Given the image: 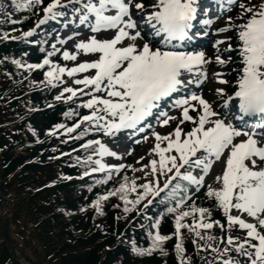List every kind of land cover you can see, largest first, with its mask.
Here are the masks:
<instances>
[{
    "label": "snow or ice",
    "instance_id": "6c2138e0",
    "mask_svg": "<svg viewBox=\"0 0 264 264\" xmlns=\"http://www.w3.org/2000/svg\"><path fill=\"white\" fill-rule=\"evenodd\" d=\"M218 3L223 8L222 0ZM236 3L238 0H229V7ZM41 4L43 0H23L16 7L31 9ZM3 7L0 3V8ZM240 7L243 13H250L243 23H229L216 30L217 33L236 31L237 60L232 61L231 56L224 60L219 51L231 37L215 41L214 57L221 66L229 62L238 64L236 79L232 83L223 78L226 74L214 73L218 82L232 91L218 87L217 99L212 101L202 91L194 90L207 79L206 66L212 58L203 50L187 47L195 37L208 34L193 32V22L199 16H207V9L202 8L199 0H148L147 5L145 0H50L43 7L44 15L36 27L24 31L22 37L32 38L37 28L48 21H59L65 33L54 35L51 50L38 49L42 62L13 61L29 71L47 68L42 81L45 87L59 89L65 85L55 94V101L75 102L81 96L88 97L80 101V107L88 109V114L79 115L69 109L64 113L65 118L77 115L79 118L71 126L55 124L49 130L51 135H59L61 129L67 134L80 129L76 137L69 135V139L78 140L96 132L117 143L152 131L156 141L151 150L153 158L141 169H133L143 171L151 179L138 185L135 177L130 181L124 175L117 188L98 194L92 203L101 211L102 201L119 196L125 213L135 210L138 215L146 216L148 206L155 204L174 214L173 235L177 237L175 250L180 264H184L185 252L181 229L188 228L199 239L215 241L216 237L204 236L200 231L211 230L214 225L227 231L222 250L207 245L218 253L217 259L235 251L246 258L244 264H264V3L259 6L240 3ZM200 23L210 26L214 19L205 18ZM224 51H233L231 42ZM57 54L63 61L74 64L54 61ZM81 55L89 58L80 61ZM81 73L84 75L79 76ZM65 77L71 78L76 87L67 85ZM174 112L178 115H173ZM150 119L160 126L175 123L171 131L161 134L154 130ZM141 138L148 137L141 135ZM80 147L88 154L83 159L77 156L76 163L83 167L85 177L104 174L106 179L98 183H105L114 173L131 167L106 162L105 157L122 160L123 155L103 139H87ZM218 161L224 164L222 172L215 176L218 186L208 185L206 196L222 209L227 227L211 219L210 209L197 207L195 202L187 203L192 199L193 189L199 192L205 187V177ZM131 193H135L134 198H130ZM233 209L239 214H233ZM189 216L191 224L186 223ZM162 218H149L153 221L148 231L150 245L140 247L133 240V253L145 255L157 250L165 253L163 244L171 237L159 231ZM237 225L246 230L244 239L231 235ZM220 240L224 242V237ZM223 264H241V261L229 257L223 259Z\"/></svg>",
    "mask_w": 264,
    "mask_h": 264
},
{
    "label": "trees",
    "instance_id": "16d2710c",
    "mask_svg": "<svg viewBox=\"0 0 264 264\" xmlns=\"http://www.w3.org/2000/svg\"><path fill=\"white\" fill-rule=\"evenodd\" d=\"M0 3H3L4 5L3 8H0V102L4 103L3 109L0 108V110L2 109L0 114V177H3L4 175L5 177L3 180L8 182L13 181L15 175L18 177H20L21 174H24L25 176L28 175V173H25L27 170L35 172L47 169L52 172L51 187L54 186V191H47L50 195L48 196L47 194V197H42V199L44 203L50 201L51 203L55 202L58 214L56 216L47 213L49 217H41L39 219L46 223L44 226L46 228L43 229L45 235H48V233L53 231V228H56L53 224H58L59 221L60 224H64L63 226L66 227L67 222L65 223L62 221L63 216L66 214H68V222L73 220L82 225L77 240L81 241V246H84L87 249V252L84 257L76 259L77 264H112L114 263V260L119 261L118 264H179L180 257L174 251L177 242V237L173 235L175 232L174 217L166 213L163 214V218L160 222L161 234L169 235L171 237L165 242L166 247H163L166 253L165 256V253H161L157 250L152 254L140 257L133 253L131 247L125 243L113 245L112 250L105 259L104 256H101L98 247L100 240L104 239V236L107 234H111V236L120 235L122 231L127 232V235L129 236L128 239L133 237V235H131L133 232L136 242L139 243V241H141L143 247H147L148 241L150 240L148 237L150 227L148 217L144 214H140L137 219L139 224L138 227H128L127 225H124L125 219H123V216L119 213V205L122 206L120 210H123V201L119 199V196H111L106 201L101 202V205H103L102 207L105 209V216L103 217L110 218H104L103 220L98 221L99 219L96 217L97 215L94 212L95 208L92 202L97 198L98 194L103 195L108 191L117 188V185H119L122 180H117L115 183L114 180L113 182L107 181L105 183H98V181L106 179L104 174L80 178L84 169L80 164L76 163V157L80 156L83 159L88 154L85 149L80 147V145L87 139L93 138V136H95L94 133L89 132L86 136L78 140L69 139V135L76 137L80 129L73 131L71 134H65L61 129L58 130L60 133L59 135H45L46 132L57 123L71 126L78 115L65 118L64 113L69 109H74L78 113V105L74 102L55 101L54 95L49 93L48 87H45L42 81L39 87L35 89V83L37 81L36 78H32L34 76L33 71L24 70L13 62L17 59L23 61L24 57L21 54L36 47L29 43L28 38H23L22 33L35 23L37 18L36 14L39 13L38 5L31 9H24L22 7H16V4H22L21 0H0ZM5 34H7V37H17V39L6 38ZM46 50L51 49L49 47V49ZM34 52L37 54L34 61L42 62V54L39 51L34 50ZM25 102H28V104L25 105ZM10 103H12L11 106H9ZM37 108L41 109H38L39 112H37L36 118L32 119V116L30 120L36 126H39L42 123L43 131L45 133L42 137H39V139L32 141L33 145L31 147L29 145L30 143H27V140H22L23 149L21 156L24 158L16 161V157H10V153H7V150L4 147H1V138L10 135L11 133H14L18 137L21 136V132H18L22 129L21 127L16 125L15 128L10 129L13 124H20L19 121L17 122L16 120L19 119L17 113L20 112L21 109H25V113L22 114L29 116V114L31 115V113L34 110L36 111ZM12 114H17L18 116L15 115V117L12 118ZM79 115H81V113ZM19 120L24 122L28 121L26 118ZM11 141L14 143L17 142L15 139H12ZM9 146H11V144H9ZM28 157H30L29 162L24 160ZM40 157L51 161L46 164L41 163L39 161ZM20 167L22 168L19 169ZM69 176L72 177V179H66V177ZM47 183L50 184V182ZM76 187L78 188L77 192ZM35 190L39 191L40 189L37 188ZM19 191L20 187L14 185L11 193L16 195L17 202L19 201V196L17 195V192ZM206 191L207 190L202 191L199 194L198 199H193L191 203L195 202L196 206L210 209L211 218L224 222L223 212L212 198L206 196ZM68 196H71V198H73V196L77 197L79 199L77 202L81 203V205L78 207L76 205L73 206V202L68 200ZM50 198L53 199L49 200ZM20 212H23V215L35 214L29 206L21 208V210L18 207L14 210L15 219L18 218ZM117 213L120 214V216L115 215ZM130 215H134V213H131ZM32 223L34 222L32 221ZM141 225H143V227H141ZM40 229L41 227L33 228L31 226L27 229V235H29V233H35L38 235L37 230ZM90 233L92 235L91 240L88 239ZM182 237L183 247L185 249L184 253L189 255L190 259L197 261V263L195 262L194 264H200L202 259H213L215 260V263H218V254L211 251L210 248L205 251L195 248V240L198 241L199 238H197L193 232L183 228ZM201 240L206 241L204 239ZM51 242H53V238L50 241H45V244L43 245L49 247ZM206 242L208 244H213V246L217 245L216 240ZM69 245L70 243L67 242V246ZM7 255V261L2 264H23L17 259V256L13 252L11 253L10 249L7 252Z\"/></svg>",
    "mask_w": 264,
    "mask_h": 264
},
{
    "label": "rangeland",
    "instance_id": "374dc122",
    "mask_svg": "<svg viewBox=\"0 0 264 264\" xmlns=\"http://www.w3.org/2000/svg\"><path fill=\"white\" fill-rule=\"evenodd\" d=\"M49 2L50 0H43V4H45V6ZM261 3H264V0H256V6H259ZM254 4H255L254 2L248 0V5H254ZM237 12L243 13L241 7L233 10V12H231L229 15L221 17V20L219 22L223 24L229 21V17H231L230 22L234 23L233 18H235V21H237L236 23L241 22L242 19H239V20L236 19L239 17V14H237ZM244 14L247 15V13H244ZM57 27L58 29L52 28L48 32L47 37H51L49 41L50 44L55 43V40L53 37L56 33L63 35L66 31V29H64L63 25L60 22L58 23ZM35 36H37L36 32L32 38H36ZM225 37H227V35H224V33H219V34L217 33L216 35H213L212 38L210 39V44L208 47H200L199 49V50H203L206 53V56L211 57L212 60H211V63H209L206 66L207 73H208L207 79L199 86L198 89H194V90L202 91L205 98L210 101L217 99L215 90L218 87H225L229 93H231L232 91L228 89L229 88L228 85H223L219 83L216 77L214 76V73L219 72V73L226 74L224 75L223 78L228 79L230 82L234 83L233 78L236 77L235 76L236 73L229 72V71L231 70V67H235V68L239 67L238 64L232 63V62H229L228 64L221 66L217 64L215 61L214 57L217 54V48L215 47V41L217 39H223ZM45 41L48 42L47 39H44L42 44H40L39 42L35 44L36 47H34L33 49H30L27 52H23L21 54L24 57L23 62L35 63L34 60L36 59L35 57L37 54L34 52V50L38 51V49H49V42L45 44ZM226 42H229V41L225 40L224 44H222L219 49L220 53L222 54V58L224 60H228L230 56L229 52L222 51L225 48ZM25 53H27V55H25ZM88 58H89L88 56L81 55V57H79L78 59L80 61H83ZM53 60L60 62L62 65L67 64L68 66H72L74 64V62H71V61H63L62 56L59 54L55 55L53 57ZM23 69L28 70L27 68H23ZM32 71L34 73V76L32 78L33 79L36 78V81H37L35 83V89H36L39 87L41 81L44 80L43 72L47 71V68L41 70L42 72L36 69H33ZM78 75L83 76L84 73H81ZM65 81L67 85L76 87V85L73 84V80L71 78L65 77ZM63 86L65 85L62 84L59 87V89L53 88V90L57 94L58 91H62ZM85 91H87V89ZM0 92H1V89H0ZM64 95H68V94L65 93ZM87 98L88 97H83V96L80 97L81 100H84ZM11 104L12 103H10L9 106H11ZM26 104H28V102H25V105ZM3 105L4 103L0 102V108L3 109L4 107ZM214 107L219 108V104H215ZM38 109H41V108H37L36 111L34 110L31 113V115L29 114V116H25L22 114V113H25L26 111L25 109H21L20 112L17 113L19 116L15 114L16 116L19 117V119L26 118L28 120L27 122H24L19 119H16L17 122L19 121L20 124L15 123L10 127V129L15 128L16 125L21 127L22 129L18 131V132H21L20 133L21 136L18 137L14 133H11L10 135L3 136L1 138V147H4L7 150V153L8 152L10 153L11 155L10 157L12 158L16 157L15 159L16 161H19L21 160V158H24L21 156L22 154L21 152L23 149L22 140H27V143H30L29 145L31 147L33 145L32 141L39 139V137H42L45 133L43 131L42 123L39 126H36L30 120L32 116H33L32 119L36 118L37 116L36 114L37 112H39ZM1 110H0V114H1ZM172 114L178 115V113H175V112ZM15 115L12 114L11 117L13 118L15 117ZM150 122L153 124L154 130L160 132L161 134H167L169 131H171L173 124L175 123V122H170V124L167 126H160L156 124L155 119L150 120ZM47 134H50L49 131L46 132L45 135ZM141 135H146L148 138L144 140L141 138ZM12 139L17 140V142L16 143L12 142L11 141ZM90 139H93V138H90ZM102 139L104 140L105 143L108 144L110 148H112L113 150L119 151L123 155L122 160H117L116 158H112V157H105L104 160L106 162L125 163V165L128 162H132V161L135 162V163L134 162L130 163L129 165H131V167H125L119 174L114 173L111 179L108 180V182L110 181L113 182L114 179L122 180L124 175H130V174L133 175V172H132L133 169H141L144 164L149 163L150 159L153 158V153L151 152V150L154 147L156 141H155V137L152 135L151 130H146L144 134H139L134 137H129L125 142L113 143L108 138L103 137ZM136 140H139V143H137ZM9 144H11V146H9ZM141 157H143L144 159L141 160ZM7 160H8V155H7ZM24 160H27L29 162L30 157L25 158ZM39 161L41 163L46 164L47 162L51 160H46L40 157ZM223 167H224V164L222 161L216 162L213 165L212 170L205 177V182L209 184L217 185V183L215 182V176L222 172ZM21 168L22 167H20L19 169ZM123 171H126L127 173H124ZM25 173H28V175L25 176L24 174H21L20 177L15 175V178H13V181H8V182L3 180V178L5 177L4 175L3 177H0V264L7 261L6 255L9 249L11 250V253L13 252L17 256V259L22 261L23 264H77L76 259L84 257L87 252V249L84 246H81L82 245L81 241L77 240V237L80 235L79 231L82 228V225L79 222H76L73 220L68 222V214H66L62 218L63 222L65 223L67 222L66 227L63 226L64 224H60V221H59L58 224L57 223L53 224L56 228H53V231L48 233V235H45V233H43V229L46 228L44 227L46 223L42 222L39 219L41 217L42 218L49 217L47 213L50 215H56V216L58 214L57 205H55L56 204L55 202L51 203L50 201L48 203H44L42 199V197H47V194H48L47 191L48 192L54 191V186L51 187L52 185L51 184V176H52L51 173L52 172L50 170L45 169V170H40V171H35V172L27 170ZM136 173H137L138 178L136 179L135 182L138 185L143 183L145 179H151L150 176L145 177L143 171L137 170ZM47 182H50V184ZM114 183H115V180H114ZM14 185H17L20 187V191L17 192V195L19 196L18 202H17L16 195L11 193ZM37 188L40 190L39 191L35 190ZM77 191H78V188L76 187V192ZM49 195L50 193L48 194V196ZM67 198L68 200L73 202V206L76 205L78 207L81 205V203L77 202L79 200L77 197L73 196V198H71V196H68ZM130 198H132V193L130 195ZM51 199L53 198H50L49 200ZM28 206L31 207V209L35 213L34 215H23V212H20L18 218L17 219L14 218L15 209L19 207V209L21 210V208H26ZM102 206L103 205H100L101 211H97L96 208L94 207L95 208L94 212L97 215L96 217H98L99 219L98 221L103 220L105 218L103 217L105 216L104 215L105 209ZM121 207L122 206L119 205V213L123 216V219H125L124 225H127L128 227H132V226L138 227L139 224L137 222V219L139 218L140 214L138 215L137 211L135 210L129 213H125L123 210H120ZM232 211H233V214H239L236 212L235 209H233ZM131 213H134V215H130ZM120 214L117 213L115 215L120 216ZM108 218H105V219H108ZM248 219L249 221H251V218H248ZM32 221L34 223H32ZM31 226L33 228L41 227L40 230H37L38 235L35 233L33 234L29 233V232H28L29 235H27V229L30 228ZM238 230L241 232L244 231L243 229H240V228ZM237 234L238 232L237 233L233 231L231 232V235L233 236H238ZM131 235H133V237H130L128 239L129 236L127 235V232L122 231L120 235L111 236V234H107L106 236H104L105 238L100 240V242L98 243L101 256H104V259L108 257L109 252L112 250V246L115 244L125 243L126 245L131 247V241L135 240L133 232L131 233ZM202 235H205V234H202ZM223 237H224V242H221L220 240L219 245L221 244L225 245L227 233ZM52 238H53V242L49 244V247L43 245L45 244V241L46 242L50 241L52 240ZM88 239L89 240L92 239L91 233L90 235H88ZM67 242L70 243L69 246H67ZM150 242L151 241L149 240L148 246L150 245ZM198 244L202 245V247L198 248L197 247ZM137 245L140 247H143L141 241H139ZM207 245L208 243L206 241H202L201 239H198V241L195 240L196 249L205 251V250H209L210 248L211 251L217 254V252L214 251L213 247H207ZM163 247H166L165 242L163 244ZM174 251L175 253H177L176 250ZM165 255L166 254H164V256ZM138 256L142 257L143 255H138ZM229 256L230 254L226 256H222L218 260V263H215V260L213 259L211 260L202 259L200 264H223V259H228ZM10 258H11V255H10ZM233 259H239L241 261V264H244L246 260L245 257L239 256V254ZM195 262L197 263V261L190 259L189 255L184 253V264H194ZM118 263L119 261L114 260V263L112 264H118Z\"/></svg>",
    "mask_w": 264,
    "mask_h": 264
}]
</instances>
